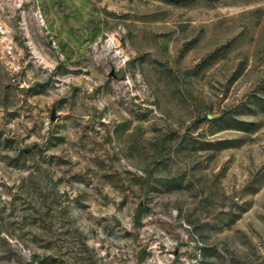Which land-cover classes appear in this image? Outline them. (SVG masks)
I'll return each instance as SVG.
<instances>
[{"label":"rangeland","instance_id":"rangeland-1","mask_svg":"<svg viewBox=\"0 0 264 264\" xmlns=\"http://www.w3.org/2000/svg\"><path fill=\"white\" fill-rule=\"evenodd\" d=\"M0 264H264V0H0Z\"/></svg>","mask_w":264,"mask_h":264},{"label":"water","instance_id":"water-1","mask_svg":"<svg viewBox=\"0 0 264 264\" xmlns=\"http://www.w3.org/2000/svg\"><path fill=\"white\" fill-rule=\"evenodd\" d=\"M54 118V117H53Z\"/></svg>","mask_w":264,"mask_h":264}]
</instances>
